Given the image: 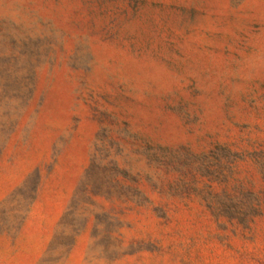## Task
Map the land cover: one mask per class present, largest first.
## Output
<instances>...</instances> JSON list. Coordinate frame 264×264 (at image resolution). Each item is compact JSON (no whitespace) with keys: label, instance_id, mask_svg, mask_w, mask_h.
Instances as JSON below:
<instances>
[{"label":"rangeland","instance_id":"rangeland-1","mask_svg":"<svg viewBox=\"0 0 264 264\" xmlns=\"http://www.w3.org/2000/svg\"><path fill=\"white\" fill-rule=\"evenodd\" d=\"M0 264H264V0H0Z\"/></svg>","mask_w":264,"mask_h":264},{"label":"crops","instance_id":"crops-1","mask_svg":"<svg viewBox=\"0 0 264 264\" xmlns=\"http://www.w3.org/2000/svg\"><path fill=\"white\" fill-rule=\"evenodd\" d=\"M50 206H54V209L52 210L51 209L52 207H50L49 210L47 209V212L45 211L46 214L49 212V213H53L56 216L60 212V209H62V205L58 202L52 203Z\"/></svg>","mask_w":264,"mask_h":264}]
</instances>
